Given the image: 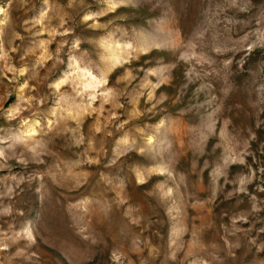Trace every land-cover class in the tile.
Returning a JSON list of instances; mask_svg holds the SVG:
<instances>
[{
  "label": "rangeland",
  "instance_id": "1",
  "mask_svg": "<svg viewBox=\"0 0 264 264\" xmlns=\"http://www.w3.org/2000/svg\"><path fill=\"white\" fill-rule=\"evenodd\" d=\"M0 264H264V0H0Z\"/></svg>",
  "mask_w": 264,
  "mask_h": 264
}]
</instances>
